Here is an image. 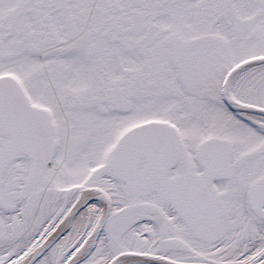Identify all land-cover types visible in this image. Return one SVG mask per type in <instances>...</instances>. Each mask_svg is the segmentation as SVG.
I'll return each mask as SVG.
<instances>
[{
  "label": "snow or ice",
  "instance_id": "1",
  "mask_svg": "<svg viewBox=\"0 0 264 264\" xmlns=\"http://www.w3.org/2000/svg\"><path fill=\"white\" fill-rule=\"evenodd\" d=\"M0 264H264V0H0Z\"/></svg>",
  "mask_w": 264,
  "mask_h": 264
}]
</instances>
